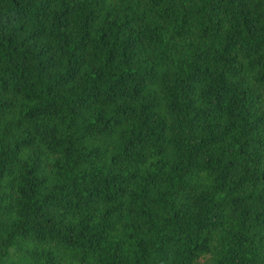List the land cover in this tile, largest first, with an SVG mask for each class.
Wrapping results in <instances>:
<instances>
[{"label": "trees", "instance_id": "obj_1", "mask_svg": "<svg viewBox=\"0 0 264 264\" xmlns=\"http://www.w3.org/2000/svg\"><path fill=\"white\" fill-rule=\"evenodd\" d=\"M0 264H264V0H0Z\"/></svg>", "mask_w": 264, "mask_h": 264}]
</instances>
